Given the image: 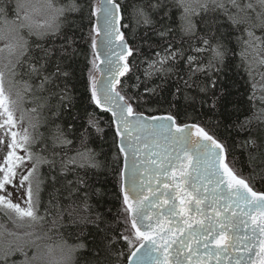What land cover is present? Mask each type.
I'll return each mask as SVG.
<instances>
[{
  "label": "snow or ice",
  "instance_id": "1",
  "mask_svg": "<svg viewBox=\"0 0 264 264\" xmlns=\"http://www.w3.org/2000/svg\"><path fill=\"white\" fill-rule=\"evenodd\" d=\"M141 29L155 57L145 58L143 81L129 61L140 49L126 38ZM0 45V129L11 137L0 163V218L16 229L0 223V264H264V191L229 163L236 148L264 162V83L259 96L253 83L249 100L259 108L243 119L223 107L218 87L231 56L249 76L264 68V0H0ZM79 56L89 65L88 103L80 108L71 83ZM6 75L48 112L46 137L25 129L18 139L11 130L17 120ZM154 78L160 83L149 87ZM150 104L165 114L146 116L140 109ZM93 106L110 113L122 154L115 215L87 176L104 167L90 147L93 131H102ZM189 108L204 119L186 122ZM233 134L240 139L229 143ZM45 164L85 175L44 204L38 169ZM92 229L104 237L95 248Z\"/></svg>",
  "mask_w": 264,
  "mask_h": 264
},
{
  "label": "trees",
  "instance_id": "2",
  "mask_svg": "<svg viewBox=\"0 0 264 264\" xmlns=\"http://www.w3.org/2000/svg\"><path fill=\"white\" fill-rule=\"evenodd\" d=\"M130 0H123V3L127 4ZM86 24V22H85ZM87 29L85 28L86 34ZM141 30H137L135 38L126 32V38H128L129 45L134 49H140V55L133 60V57H129V61L133 64V72L135 75L140 77V80L143 81L145 77L143 76V71L147 68V63L144 62L145 58L154 59L152 52L149 50L146 44H142L140 40ZM76 35L79 37L82 33L77 32ZM57 44L59 41L56 42ZM235 47V45H233ZM81 51L87 53L88 45L81 43L78 45ZM237 53L239 49H236ZM89 65L83 56H79L72 62L73 69V80L71 83L74 85V95L77 100V107L86 106L87 101V71ZM51 70V69H50ZM132 73H129L131 76ZM256 71L253 72L252 76L245 71L244 65L241 64L239 55L231 56L228 61L227 67L223 70L221 76L219 77L221 83L218 87H223L225 90V97L223 101V107H226L227 110L232 113V115L238 116L240 119H243L245 116H251L254 111L257 110V102L250 101L249 96L253 93V83L256 79ZM19 79V77L17 78ZM125 80L126 78H121ZM15 82V81H14ZM128 85H133L136 83L135 79L127 80ZM160 83L159 79H153L149 82V87L154 84ZM16 84V82H15ZM22 89L24 88L23 83H17ZM132 92H135V88L130 89ZM140 91H143V86ZM22 106L25 110H29L32 114V121L35 125L32 127L33 137H39L40 134H43L45 137L48 135L47 127L45 124V117L48 116V112L45 109L37 107V103L33 100L31 95H26L23 92ZM183 103V101H181ZM253 104H256V107H253ZM37 107V112L33 113L31 109ZM159 105H146L144 108L140 109L148 114H163L165 113L162 109L156 111L155 109L160 108ZM167 105H164L163 108H166ZM238 109L239 111H235ZM97 117L99 118V127L101 132L99 134L93 131L90 139V147L95 148L98 153H100L98 159L104 162V167L98 171L87 170V176L89 177V182L93 187L100 192V202L107 208L112 209V215H115L118 210L121 209V200H118L116 197L119 195V174L117 167H122V154L119 153L117 148L118 138H115L114 127L111 124L110 113H104L100 109H94ZM204 117L198 111H193L191 108L188 109V116L185 117L186 122H200ZM233 139H240L233 134L229 138L228 142L231 143ZM41 147L40 143H36L33 148V151L39 152ZM69 156L74 155V152H69ZM119 158V159H118ZM230 166L238 172L239 175L247 179L249 184L257 189L264 191V162L260 160L250 161L248 153L243 148H236L233 150V154L229 157ZM77 173L80 176L85 175V170L77 169L75 172L69 171L65 176L64 172L60 170L59 164L55 171L50 169L48 165H42L39 168V175L43 179L41 184L40 197L44 204L53 197L61 196L65 194L66 181L75 180ZM51 177H56V180L53 181ZM94 197L93 202L96 201ZM114 227H119L118 224L113 222ZM122 230V229H121ZM104 237L103 234L96 229L91 230V235L88 237L89 246L95 248L99 246ZM122 247V245H117Z\"/></svg>",
  "mask_w": 264,
  "mask_h": 264
},
{
  "label": "rangeland",
  "instance_id": "3",
  "mask_svg": "<svg viewBox=\"0 0 264 264\" xmlns=\"http://www.w3.org/2000/svg\"><path fill=\"white\" fill-rule=\"evenodd\" d=\"M2 46V45H0ZM6 55V54H5ZM6 60H4L3 56H0V66H2L3 63H5ZM256 79L255 82L257 83V91L256 95L259 96V84L264 83V81H261L260 75L258 73H264V68H260L256 71ZM98 75V73H96ZM5 89L6 92L10 94L12 104H11V110L14 113V116L17 120L16 127L11 129L12 131H17L18 132V139H20L21 136H23L25 129L27 130L29 136L32 138L33 137V132H32V127L35 125L33 123L32 119V114L30 113L29 110H25L24 107L22 106V99H23V89L15 82L13 81L11 84L9 83L8 77L6 75L5 78ZM20 93V96H17V93ZM259 108V104L257 103V109ZM4 119H6V114L3 116H0V122H2ZM0 140L3 141V143H0V163L4 162V158L7 155V152L10 150L7 146L8 144L11 143V137L10 135H5L4 134V129H0ZM19 151V150H18ZM19 154L24 155V153L20 152ZM27 167H31L30 164H27ZM22 169H18V176L17 179H19V172ZM38 174H39V169H38ZM8 191L11 193V198L13 200L17 199V191L9 187ZM0 223L5 224L7 227L12 228L14 231L16 229L13 228L11 223L8 221L4 220L3 218H0Z\"/></svg>",
  "mask_w": 264,
  "mask_h": 264
},
{
  "label": "water",
  "instance_id": "4",
  "mask_svg": "<svg viewBox=\"0 0 264 264\" xmlns=\"http://www.w3.org/2000/svg\"><path fill=\"white\" fill-rule=\"evenodd\" d=\"M102 21H101V25H102ZM123 30V29H122ZM98 39V51H100V52H103L104 51V43H103V40H102V37H98L97 38ZM128 44H129V42H128ZM130 46V45H129ZM101 58H103V57H101ZM100 67H101V69H104L106 66L105 65H100ZM98 73V75H97V78L98 79H101L102 78V76H101V73L100 72H97ZM145 113V112H144ZM165 113H163V114H148V113H145V115L147 116V115H164ZM188 123H194V122H188ZM244 178V177H243ZM251 186V185H250ZM254 190H256V191H262V190H257V189H255V188H253Z\"/></svg>",
  "mask_w": 264,
  "mask_h": 264
}]
</instances>
